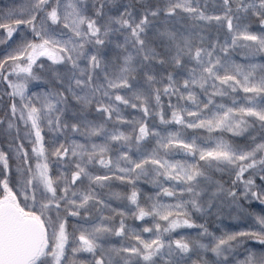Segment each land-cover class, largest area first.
<instances>
[{"label": "snow or ice", "instance_id": "6c2138e0", "mask_svg": "<svg viewBox=\"0 0 264 264\" xmlns=\"http://www.w3.org/2000/svg\"><path fill=\"white\" fill-rule=\"evenodd\" d=\"M0 264H264V0H0Z\"/></svg>", "mask_w": 264, "mask_h": 264}]
</instances>
